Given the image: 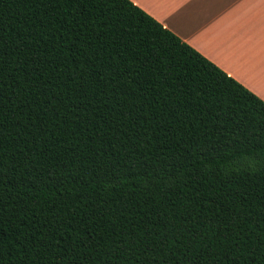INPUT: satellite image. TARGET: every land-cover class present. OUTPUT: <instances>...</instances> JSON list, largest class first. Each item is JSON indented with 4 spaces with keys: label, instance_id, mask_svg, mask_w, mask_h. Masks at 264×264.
Here are the masks:
<instances>
[{
    "label": "trees",
    "instance_id": "obj_1",
    "mask_svg": "<svg viewBox=\"0 0 264 264\" xmlns=\"http://www.w3.org/2000/svg\"><path fill=\"white\" fill-rule=\"evenodd\" d=\"M0 264H264V100L131 0H0Z\"/></svg>",
    "mask_w": 264,
    "mask_h": 264
},
{
    "label": "crops",
    "instance_id": "obj_2",
    "mask_svg": "<svg viewBox=\"0 0 264 264\" xmlns=\"http://www.w3.org/2000/svg\"><path fill=\"white\" fill-rule=\"evenodd\" d=\"M264 100V0H131Z\"/></svg>",
    "mask_w": 264,
    "mask_h": 264
}]
</instances>
